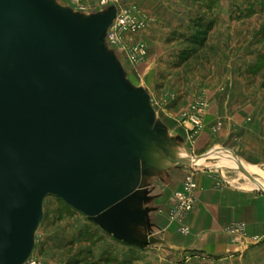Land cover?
Wrapping results in <instances>:
<instances>
[{
  "label": "water",
  "instance_id": "95a60500",
  "mask_svg": "<svg viewBox=\"0 0 264 264\" xmlns=\"http://www.w3.org/2000/svg\"><path fill=\"white\" fill-rule=\"evenodd\" d=\"M113 19L53 0H0V264L30 258L48 196L137 244L144 182L168 172L136 156L144 140L176 165L200 159H178L153 128L149 96L124 84L104 45Z\"/></svg>",
  "mask_w": 264,
  "mask_h": 264
},
{
  "label": "rangeland",
  "instance_id": "374dc122",
  "mask_svg": "<svg viewBox=\"0 0 264 264\" xmlns=\"http://www.w3.org/2000/svg\"><path fill=\"white\" fill-rule=\"evenodd\" d=\"M53 1L81 16L114 13L104 45L119 64L124 84L149 96L153 128L168 145L200 158L195 167L180 164L144 182L149 194L142 206L145 216L133 229L140 251L146 247L138 238L147 231L156 236L166 227L180 238L190 235L186 219L196 204L199 174H208L217 186L264 197V0L261 5L256 0ZM120 18L135 23L136 18V29L115 28ZM144 145L147 160L164 162ZM240 166L258 183L243 176ZM188 178L196 187L195 202L184 213L177 194L185 191ZM59 200L45 199L32 263L132 264L133 246L114 243L112 236L103 240L95 224ZM241 226L243 233L232 231ZM184 228L187 235L180 232ZM224 231L233 244L260 240L247 234L245 223Z\"/></svg>",
  "mask_w": 264,
  "mask_h": 264
},
{
  "label": "crops",
  "instance_id": "0c3cea01",
  "mask_svg": "<svg viewBox=\"0 0 264 264\" xmlns=\"http://www.w3.org/2000/svg\"><path fill=\"white\" fill-rule=\"evenodd\" d=\"M196 179V204L186 219L190 235L180 238L166 227L156 236L142 232L138 239L143 237V243L139 246H145V250L128 244L129 249L134 247L129 252L135 258L132 264H264V197L217 186L208 174H199ZM145 197H149L146 190ZM234 223H245L247 234L258 236L259 242L231 243L224 229ZM110 237L100 230V238L110 241Z\"/></svg>",
  "mask_w": 264,
  "mask_h": 264
},
{
  "label": "bare ground",
  "instance_id": "6f19581e",
  "mask_svg": "<svg viewBox=\"0 0 264 264\" xmlns=\"http://www.w3.org/2000/svg\"><path fill=\"white\" fill-rule=\"evenodd\" d=\"M143 144H145L144 146H147L148 148H149V150H150V152L152 153V155L154 156V157H156V158H158V159H162L164 162H158V161H153V160H147L146 159V157L144 156V150L142 149V151L141 152H136V156L138 157V158H142L144 161H145V163H143V165L146 167V168H156L157 170H158V172H166V171H169V170H171V169H173V168H176L177 167V165L176 164H174V162H172L169 158H168V155H167V153L162 149V148H160L159 146H157L156 144H154L150 139H145L144 140V143ZM172 147H174V144L172 145ZM172 151H173V153H174V155L178 158V159H180V160H189L190 158H189V156H185V155H183V154H181V153H178L176 150H174L173 148H172ZM208 155V154H207ZM206 155V156H207ZM234 157V156H233ZM202 159H204V158H202ZM200 159H198V160H196V163L199 161ZM204 160H207V161H211V159H204ZM196 163H195V166H197L196 165ZM199 163H201V161L199 162ZM205 163V162H204ZM211 163H213L212 161H211ZM195 166H192V167H195ZM223 167V166H222ZM249 170H254V171H256V172H258V170H256V169H251V168H249V167H247ZM208 169V168H207ZM208 170H211L210 168L208 169ZM194 171V170H193Z\"/></svg>",
  "mask_w": 264,
  "mask_h": 264
},
{
  "label": "built area",
  "instance_id": "2783aa9c",
  "mask_svg": "<svg viewBox=\"0 0 264 264\" xmlns=\"http://www.w3.org/2000/svg\"><path fill=\"white\" fill-rule=\"evenodd\" d=\"M135 16V15H133ZM136 20V23L134 21H130V18H120L118 20V22H116L115 24V28H119V29H136V26L138 25V21L137 19L135 18ZM187 184H185V191L177 194V199H178V202H179V207H180V211L182 212H189L190 210H192L193 208V205H194V202H195V197H194V192H196V187L194 184L191 183V179L188 178L187 179ZM233 232H236V233H243L245 230H243V227L241 226L240 228H234L232 230ZM183 234H188V230L187 229H181V231ZM25 264H34L32 263V261L30 259H28Z\"/></svg>",
  "mask_w": 264,
  "mask_h": 264
},
{
  "label": "trees",
  "instance_id": "16d2710c",
  "mask_svg": "<svg viewBox=\"0 0 264 264\" xmlns=\"http://www.w3.org/2000/svg\"><path fill=\"white\" fill-rule=\"evenodd\" d=\"M256 2L259 3V4L261 5V0H256ZM193 41H194L195 43H197V42H198V36L193 37ZM59 201L62 202L61 200H59ZM62 204L64 205V207H67V208L70 209V207H68L64 202H62Z\"/></svg>",
  "mask_w": 264,
  "mask_h": 264
}]
</instances>
